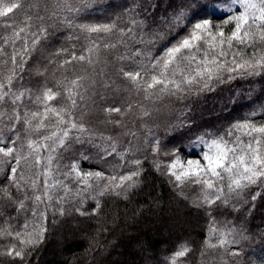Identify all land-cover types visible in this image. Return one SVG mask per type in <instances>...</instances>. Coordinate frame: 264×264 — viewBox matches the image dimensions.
<instances>
[{"label":"snow or ice","instance_id":"snow-or-ice-1","mask_svg":"<svg viewBox=\"0 0 264 264\" xmlns=\"http://www.w3.org/2000/svg\"><path fill=\"white\" fill-rule=\"evenodd\" d=\"M149 177L204 221L159 264H264V0H0V264L96 262Z\"/></svg>","mask_w":264,"mask_h":264},{"label":"trees","instance_id":"trees-1","mask_svg":"<svg viewBox=\"0 0 264 264\" xmlns=\"http://www.w3.org/2000/svg\"><path fill=\"white\" fill-rule=\"evenodd\" d=\"M196 118L201 124H209L215 119L207 111H204L202 116L198 112ZM157 193L162 194L159 207L153 206L149 209L147 202L156 197ZM138 199L145 204V211L135 221L129 220L130 226L122 234L118 233L116 237L118 247H110L107 252L100 255L93 253L96 262L141 264L143 260L149 259L153 261V264H159L167 249L177 240L191 238L193 241H199L202 239L203 219L173 201L169 195L168 187L160 179L149 177V184ZM120 207L123 209V205ZM253 222L256 225L261 224L259 208L254 213ZM186 227L189 229L188 232H184ZM65 232L66 228L64 227L56 226L50 229V237L37 257V264H65V261L73 257L74 254L83 258L84 249L87 247L86 239L80 232H77L74 237L65 240ZM55 237H61V241H57ZM105 242L102 240V243ZM96 262H92V264H96Z\"/></svg>","mask_w":264,"mask_h":264},{"label":"rangeland","instance_id":"rangeland-1","mask_svg":"<svg viewBox=\"0 0 264 264\" xmlns=\"http://www.w3.org/2000/svg\"><path fill=\"white\" fill-rule=\"evenodd\" d=\"M189 231V229H188V227H186L185 229H184V232H188ZM61 237H55V239L58 241V240H60L61 241V239H60ZM116 259V258H115ZM117 260H118V257H117Z\"/></svg>","mask_w":264,"mask_h":264}]
</instances>
